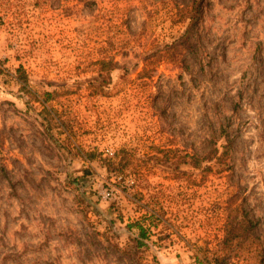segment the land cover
Listing matches in <instances>:
<instances>
[{"label":"rangeland","instance_id":"374dc122","mask_svg":"<svg viewBox=\"0 0 264 264\" xmlns=\"http://www.w3.org/2000/svg\"><path fill=\"white\" fill-rule=\"evenodd\" d=\"M194 1L0 0V264H264V0Z\"/></svg>","mask_w":264,"mask_h":264},{"label":"trees","instance_id":"16d2710c","mask_svg":"<svg viewBox=\"0 0 264 264\" xmlns=\"http://www.w3.org/2000/svg\"><path fill=\"white\" fill-rule=\"evenodd\" d=\"M194 6L192 9L195 8V11L193 13H191V15L189 16V24L184 32V38L187 40V42H189V44H192L191 43V38H192V33L194 31V28L196 26V24L198 23V20H199V17H198V12H199V3L195 0L194 1ZM192 47V46H191ZM188 50H191L190 47L188 48ZM112 64V62L110 63ZM114 66V65H113ZM19 69V68H18ZM21 83H22V86L25 87L26 85V79L23 78L21 80ZM90 158H93V154L90 153L89 154ZM222 157V154L221 155H216V152L215 154H212V153H209L207 155H203V156H200L199 154H193L191 155V159H192V166L195 167V168H200L202 166V162L204 160H212V158H216L217 161H219ZM138 228H139V233L142 235H144V231L142 229L141 226L138 225ZM246 229V226H243L241 228V232H245ZM229 232H232V229L229 230Z\"/></svg>","mask_w":264,"mask_h":264},{"label":"built area","instance_id":"2783aa9c","mask_svg":"<svg viewBox=\"0 0 264 264\" xmlns=\"http://www.w3.org/2000/svg\"><path fill=\"white\" fill-rule=\"evenodd\" d=\"M106 196L110 197V196H112V193L111 192H107Z\"/></svg>","mask_w":264,"mask_h":264}]
</instances>
